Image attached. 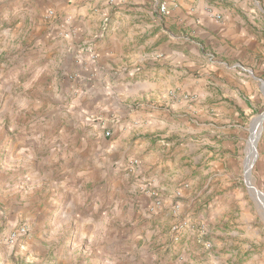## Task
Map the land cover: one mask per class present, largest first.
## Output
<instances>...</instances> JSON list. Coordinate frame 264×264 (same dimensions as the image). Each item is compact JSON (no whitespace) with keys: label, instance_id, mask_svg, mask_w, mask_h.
<instances>
[{"label":"rangeland","instance_id":"rangeland-1","mask_svg":"<svg viewBox=\"0 0 264 264\" xmlns=\"http://www.w3.org/2000/svg\"><path fill=\"white\" fill-rule=\"evenodd\" d=\"M30 11L0 0V264H264V119L257 158L249 152L253 122L264 113V35L242 59L245 79L261 90L255 98L246 93L255 110L227 125L212 121L210 141L220 146L208 150L213 156L199 162L196 176L221 160L225 172L163 181L147 210L135 198L144 183L128 170L116 176L115 164L110 178L95 173L97 157L82 153L74 78L60 69L58 54L41 49L50 14L36 19ZM216 49L208 48L210 65L241 59Z\"/></svg>","mask_w":264,"mask_h":264},{"label":"crops","instance_id":"crops-1","mask_svg":"<svg viewBox=\"0 0 264 264\" xmlns=\"http://www.w3.org/2000/svg\"><path fill=\"white\" fill-rule=\"evenodd\" d=\"M227 1L223 8L211 0H17L36 19L50 14L41 49L58 54L60 69L74 78L71 111L85 133L82 153L97 157L95 173L110 178L115 164L116 176L128 170V178L146 183L135 198L147 210L163 181L225 172L221 160L196 176L199 162L213 156L208 150L220 146L210 141L212 121L227 125L255 110L246 93L255 98L261 90L245 79L242 59L261 45L262 0ZM211 44L241 59L210 65Z\"/></svg>","mask_w":264,"mask_h":264},{"label":"water","instance_id":"water-1","mask_svg":"<svg viewBox=\"0 0 264 264\" xmlns=\"http://www.w3.org/2000/svg\"><path fill=\"white\" fill-rule=\"evenodd\" d=\"M263 119H264V113L261 114L260 116H258V117L254 120L253 124L256 125L255 123L258 122V124L261 125ZM260 134H261V131H258L257 129H256V131H254V134H253V146H252V150H254L255 159H256L257 156H258V154H257V150H256V144H257V141H258V139H259V137H260ZM255 159L253 160V163H254ZM253 163H252V164H253ZM252 166H253V165H251V167L248 168L247 171H246V174H245V175H246V179H247V180L249 179V174H250V171H251V169H252ZM250 189H251L254 193H256V194L260 193L259 191H257V190H256L255 188H253V187L250 188ZM260 194L263 196L262 193H260Z\"/></svg>","mask_w":264,"mask_h":264},{"label":"built area","instance_id":"built-area-1","mask_svg":"<svg viewBox=\"0 0 264 264\" xmlns=\"http://www.w3.org/2000/svg\"><path fill=\"white\" fill-rule=\"evenodd\" d=\"M160 12H161V13H166V12H167V6H166L165 4H162V5L160 6ZM107 135H109V133H107ZM130 164H131V165H135V166H137L138 161H131ZM154 194H155V193H154ZM154 194H152V195H154ZM158 204H160V203H158ZM25 233H26V229L22 227V229H20L18 235H19V236H22V235H24Z\"/></svg>","mask_w":264,"mask_h":264},{"label":"bare ground","instance_id":"bare-ground-1","mask_svg":"<svg viewBox=\"0 0 264 264\" xmlns=\"http://www.w3.org/2000/svg\"><path fill=\"white\" fill-rule=\"evenodd\" d=\"M255 124H256V125L253 124V129H252V130H253V131H252L253 133H254L256 127H257V123H255ZM252 146H253V137H252L251 142H250V144H249V152H251V153L254 151V150H252Z\"/></svg>","mask_w":264,"mask_h":264}]
</instances>
